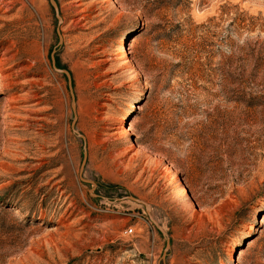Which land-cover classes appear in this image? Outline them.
I'll list each match as a JSON object with an SVG mask.
<instances>
[{"label": "rangeland", "instance_id": "rangeland-1", "mask_svg": "<svg viewBox=\"0 0 264 264\" xmlns=\"http://www.w3.org/2000/svg\"><path fill=\"white\" fill-rule=\"evenodd\" d=\"M55 1L0 0V264H264V0Z\"/></svg>", "mask_w": 264, "mask_h": 264}, {"label": "bare ground", "instance_id": "bare-ground-1", "mask_svg": "<svg viewBox=\"0 0 264 264\" xmlns=\"http://www.w3.org/2000/svg\"><path fill=\"white\" fill-rule=\"evenodd\" d=\"M124 42L121 43V45H123ZM123 47L119 46V45H111V47L109 48L108 51V55L110 56L107 59V62L109 64L116 62L119 59V55L121 53H123V51L121 50ZM2 64V63H1ZM123 118V117H122ZM123 122V120H122ZM122 122L119 124H114L112 122L106 121L105 123V128L108 130V139L110 140H117L120 139L121 135L123 133H127L128 131H125L124 126H122ZM10 124V123H9ZM12 124V123H11ZM10 124V126H11ZM7 127V126H6ZM12 127V126H11ZM129 137V136H128ZM112 142V141H111ZM138 143V142H137ZM114 145V144H113ZM136 145V144H135ZM140 148V147H139ZM144 148V147H143ZM141 149V148H140ZM144 151V150H142ZM148 151V150H147ZM149 154V153H148ZM162 160V159H161ZM183 189V188H182ZM185 191V190H184ZM187 194V193H186ZM44 218V217H43ZM240 259V258H239Z\"/></svg>", "mask_w": 264, "mask_h": 264}, {"label": "water", "instance_id": "water-1", "mask_svg": "<svg viewBox=\"0 0 264 264\" xmlns=\"http://www.w3.org/2000/svg\"><path fill=\"white\" fill-rule=\"evenodd\" d=\"M51 2H52V5H53V7H54V9H55V12H56V14H57V17H58L59 21H61L62 19H61L60 15H59V7H58L57 2H56L55 0H51ZM53 62H54V64H55V59H54V58H53ZM56 69L65 72V73L68 75L69 80H70V84H71V75H70L69 71L59 69L58 67H56ZM75 132H76L79 136H81L83 139H85V136H84L83 134L79 133V132L76 131V130H75ZM86 161H87V152L85 151V153H84V160H83L82 168H81V174H82L83 169H84V167H85ZM84 180H85V179H84ZM86 181H87V180H86ZM126 198L131 199V200H134V201H137V202H142L140 199H138V198H136V197H134V196H127ZM146 205H147V209H148V211H150V206H149L148 204H146ZM158 227H159L160 230H162V228H161L160 226H158ZM168 247H169V242H168ZM164 255H165V254H164Z\"/></svg>", "mask_w": 264, "mask_h": 264}]
</instances>
